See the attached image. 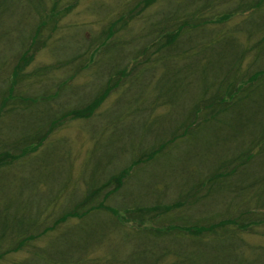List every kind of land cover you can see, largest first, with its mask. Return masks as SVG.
<instances>
[{"label": "trees", "instance_id": "trees-1", "mask_svg": "<svg viewBox=\"0 0 264 264\" xmlns=\"http://www.w3.org/2000/svg\"><path fill=\"white\" fill-rule=\"evenodd\" d=\"M41 3L0 0V19L6 18L0 29V52L14 45L0 85V130H9L8 141L13 140L0 151L3 181L10 167L38 149L53 127L69 120L88 121L111 93L118 96L109 118L97 121L102 125L98 132L111 134L106 140L97 139L96 146L102 157L115 135L118 147L125 144L135 159L107 176L101 186L88 184L83 198L70 203L50 228L33 235L28 231L17 241L13 237L8 243L12 249L0 251V259L7 252L27 248L30 257L23 264H264V249H247L241 237L264 227V63L257 65L264 56V0H129L122 15L108 20L93 41L79 44L67 58L66 62H77L76 72L83 68L84 59L87 66L92 63L95 88L67 109L54 111L49 101L45 108L49 114L42 112L40 118L45 123L31 127L30 120L23 121L14 134L9 123L20 115L19 109L33 107L38 97L17 95L15 87L19 83L22 88L28 78L24 71L44 26L49 23L53 30L57 22L58 12L53 10L50 17H42ZM29 10L38 16L27 27L20 15ZM241 35L250 45L237 42ZM15 45L20 46L16 51ZM252 56L249 66L255 67L250 68L244 59ZM51 81L49 88L56 86L57 92L45 91L44 100L65 92L76 95L82 88ZM161 107L170 109L166 118L153 115ZM149 136L153 141L147 146ZM147 164L165 166L181 193L176 202L161 205L158 175L146 189L134 185L132 193L142 194L141 188L145 189L156 205L135 207L139 215L130 223L135 229L130 234L122 232L117 218L116 240L110 241L101 225L93 223V213L112 216L116 212L92 200L96 195H103L102 202L110 198L131 177L134 166ZM187 196L191 207L199 200H222L225 211L222 216H201L184 223L177 214ZM0 218L9 225L16 216L1 210ZM74 218L82 221L81 226L65 229L49 247H33L45 232ZM35 225L34 232L39 230ZM99 244L108 247L105 258L93 262L85 257L87 249Z\"/></svg>", "mask_w": 264, "mask_h": 264}, {"label": "rangeland", "instance_id": "rangeland-1", "mask_svg": "<svg viewBox=\"0 0 264 264\" xmlns=\"http://www.w3.org/2000/svg\"><path fill=\"white\" fill-rule=\"evenodd\" d=\"M41 1L42 17H50V13L53 10L58 12L54 17L57 22L54 24L53 30H50L51 24L49 23L44 26L43 33L39 34L40 38L37 37V44L34 45L36 51L32 62L27 65L24 71L25 74H28V78L22 82L24 83L21 85L22 88H18L20 86L19 83L15 87V94L17 95L21 92L27 96L38 94V97L34 99L33 107L27 108V110L19 109L18 114L20 115H17V118L14 119L15 121L9 123L10 127L13 128L14 134L22 127L23 121L30 120L31 127H34L37 122L38 124L41 122L45 123L46 119L40 118L49 114L45 111L49 101L52 100L50 104H52L51 108L54 111L58 108L67 109L76 105L78 99L84 98L87 93L95 88L93 81H91V75L95 73L96 68L92 67V63L87 66V60L82 58L84 60L80 65L83 68L76 72L77 62H66L67 58H71V53L76 50L79 44L84 43L86 40L93 41L96 34L106 26L108 20H113L116 15H122L125 5L129 2V0H58L55 3L52 2L53 0ZM15 13L18 15L17 5H15ZM21 16L22 23L30 27L37 20L38 14L34 10H29L27 12L22 11L20 18ZM5 19V17L0 19V29L5 24ZM232 22L236 24L238 21L232 20ZM43 42L45 43L44 45L41 44ZM237 42L244 47L250 45L242 35L237 38ZM53 43H55L54 46L51 45ZM16 45L15 51L20 48L18 45L17 49ZM13 46L7 47L4 51L2 49L0 52V85L1 80L6 76L5 73H7L6 68L8 65L6 63L13 56L12 52H10ZM241 46L239 51L242 48ZM56 47L58 50L55 49ZM96 58L94 57L93 60L96 61ZM252 59L253 56L247 60L245 57L244 64L250 68L255 67V65L249 66ZM257 63V65L263 64L264 56L258 59ZM46 67L49 68L46 72L37 73L36 70L38 68ZM29 73L33 74V77L29 76ZM50 80L54 83L59 82L58 84L64 81L63 83L71 84L70 86L72 87L81 86L82 88L78 89V94L76 95L65 92L54 98L48 96L45 99L48 100L45 102L43 99L45 91L57 92L56 86L49 88ZM129 94L127 93L126 95ZM117 96L118 94L111 93L106 102L99 106L98 111H96L97 114L91 116L88 121H84V119L69 120L53 127L49 137L42 142L38 149L30 152L27 158L21 161L20 165L15 163V167H10L5 173V177H8V179L4 181H7L8 184L3 181L2 173L0 174V205H2L0 211L4 210L7 215L13 212L16 216V219L11 218L13 220L9 222V225L0 218V251L12 249V247L8 248V243L11 242L13 237L17 241L26 235L28 231V234L33 235L41 233L45 228H50L53 221L57 217L59 218L61 212L70 207V203L83 198L88 184L90 185L89 188L101 186L107 176L115 174L116 170L119 171V169L132 163L135 157H133V160L130 158L131 153L127 151L125 144L122 148H120L121 145L118 147L117 143L119 141L115 135V138L112 137V145L108 146L107 153L102 157H100L101 151L96 146L98 145L96 143L97 139L101 140L104 138L106 140L110 137L111 132H98L102 125H99L97 121L107 118L108 111L111 110ZM169 111L170 109L161 107L154 111L153 115L166 118ZM8 135H10L9 130H0V151H4L8 144H12L13 140L9 142ZM146 141L147 146H150L153 137L149 136ZM228 156L226 155L225 157L228 159ZM191 168L195 169L194 167ZM199 170L203 171L200 167L194 171ZM165 171H168L166 167L159 164L134 166L131 171V177L127 180L126 178L124 179L123 185L113 196L103 202L101 200L103 195L94 196L93 204L100 202L116 212L112 216L107 212L96 211L93 213V223L101 225L100 227L106 231L107 236H111L110 241L116 240L117 233L114 231L117 229V218L122 224V232L130 234V232L135 231L130 223L139 215L137 211H133L135 207H143L146 204L150 206L156 205L154 204L156 203L154 199H150L146 195L147 192L143 191L148 184H153L155 175H158L159 190L163 191L162 197L158 199L159 204L166 205L176 202L177 194L181 193V190L177 189V185H173L175 180ZM138 184L139 186H145V189L141 188L140 190L143 193H132L133 186ZM162 185H165V187L163 188ZM20 186L22 187L20 188ZM21 189L24 190L21 191ZM107 189L110 188H105L104 191ZM20 192H22V195H20ZM15 196L18 199L17 203ZM190 200V196H187L186 202L183 204L184 208L179 209L181 212L177 214L184 223L186 220L201 216L208 218L219 213L221 215L225 211L221 203L222 200L213 201L210 199L207 202L199 200L192 207L187 203ZM35 218H38V220L34 221ZM33 224H37L39 230L34 232V228L32 229ZM81 224L82 221L76 218L67 220L62 225L57 224L52 230L45 232L41 238L35 240L33 247L35 246L38 249L45 246L49 247L53 241L60 240L59 235L65 229L74 228L77 225L81 226ZM249 233L241 236L244 239L245 247L256 250L264 249V227L253 229ZM181 242L183 244L187 243L186 241ZM107 252L108 247H103L99 244V246H91V249H87L84 255L95 262L97 259L105 258ZM76 254H78V251ZM29 257L27 248L20 249L19 252H7L0 259V264H23L29 260Z\"/></svg>", "mask_w": 264, "mask_h": 264}]
</instances>
